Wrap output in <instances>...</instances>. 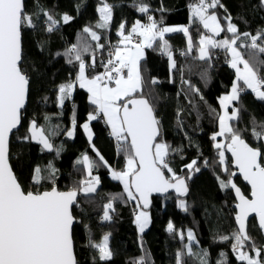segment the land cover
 Masks as SVG:
<instances>
[{"label": "trees", "instance_id": "1", "mask_svg": "<svg viewBox=\"0 0 264 264\" xmlns=\"http://www.w3.org/2000/svg\"><path fill=\"white\" fill-rule=\"evenodd\" d=\"M24 1L20 66L28 76L29 92L10 141V163L25 192L37 194L57 187L80 194L73 207L77 264H138L141 259L145 264H252L237 258L234 245L238 240L257 264H264V236L256 219L249 222L247 235L242 236L237 228L230 183L234 181L246 195L250 189L242 178L232 175L231 157L224 152L231 139L240 136L262 152L264 164V101L238 81L237 88L244 93L235 98L231 130L219 138L224 144L217 143L214 135L222 112L219 98L231 90L237 78L229 65L228 48L210 46L209 57H198L202 35L208 31L198 19L191 20L190 13L194 4H206L202 0ZM220 1L222 5L215 11L223 27L221 35L238 36L241 56L260 78V85L264 79V0ZM105 4L112 8L108 22L100 13ZM64 14L70 17L68 21ZM153 19L163 20L165 30L185 25L192 49L183 30L157 36L160 29L155 30ZM137 20L152 28L157 39L140 60V90L119 102L123 105L136 96L151 103L161 130L157 141L166 146V157L159 164L167 177L186 178L188 183L186 193L153 197L148 208L134 193L124 190L122 174H114L116 164L121 168L129 161L127 157H134L128 138L124 134L126 148L117 160L108 125L91 114L99 106L90 101L88 90L77 84L81 62L86 60L90 75L99 74L106 63L107 38L117 47L119 31L129 33ZM229 22L236 25L235 33L229 31ZM165 48L173 52L171 68ZM215 50L218 58L212 57ZM91 64L96 65L95 70ZM72 84L71 93L63 92ZM88 121L92 140L83 128ZM72 123L76 131L71 138L67 133ZM34 127L47 135L51 149L33 139ZM83 155L100 181L90 194L80 193L89 178L86 165L78 162ZM137 170L136 161L133 171ZM128 197L149 211L150 224L145 231H139ZM189 230L198 242L190 252ZM105 235L110 236L111 257L103 259L96 245Z\"/></svg>", "mask_w": 264, "mask_h": 264}, {"label": "water", "instance_id": "2", "mask_svg": "<svg viewBox=\"0 0 264 264\" xmlns=\"http://www.w3.org/2000/svg\"><path fill=\"white\" fill-rule=\"evenodd\" d=\"M206 11L222 5L220 0H202ZM24 0H0V264H77L73 229V207L80 194L57 187L40 193L25 192L10 163L11 138L27 104L28 76L21 70L22 16ZM264 101V79L254 91ZM124 133L133 148L138 170L131 177V189L145 208L152 198L184 194L186 178L167 177L155 156L160 124L153 106L144 97H131L121 111ZM264 144V135L261 137ZM234 170L249 186L246 195L234 181L236 225L242 236L256 219L264 236V166L262 152L240 136L226 146Z\"/></svg>", "mask_w": 264, "mask_h": 264}, {"label": "rangeland", "instance_id": "3", "mask_svg": "<svg viewBox=\"0 0 264 264\" xmlns=\"http://www.w3.org/2000/svg\"><path fill=\"white\" fill-rule=\"evenodd\" d=\"M100 13L102 15V19L104 20V22L105 21L108 22L110 20L109 15L107 16L105 8L100 7ZM190 15H191V20L198 19L199 21H201V23H203V25L208 31V33H205L202 35L203 37L200 42L201 45H200V49L198 50V57L201 59L209 57L210 56V46H212V43L214 44V40L216 39L219 46H221L222 48L224 47L228 48V52L231 57V61L229 65L230 67L234 69L236 73L237 80L234 83V85L230 88L231 90L227 92V94H224L219 98L220 107H221L222 112H221V116L219 119V122H220L219 128L217 129V132H215L214 136L216 139H218L217 143L224 144V140L219 139V138L224 137L228 133V131L231 130L230 120L236 116V110L234 109L233 105H234V101L238 93V89H237L238 81H242L245 84L246 88H249L251 90L252 89L257 90L259 89L260 78L256 77L252 66H250L248 62L245 61L244 57L241 56L239 46H237L238 36L235 35L232 38L227 37V36H224V38L222 37L221 33H222L223 27L220 23L219 15L217 14L215 10H213L212 12H207L205 5L202 4L201 6H199L198 4H194L193 7L191 8ZM228 24H229L228 25L229 31L231 33H235V31L237 30L236 25L233 24L232 22H229ZM170 27L172 28V31L183 30L186 36L188 37L189 48L192 49L191 38L189 37L187 27L185 25L170 26ZM170 27H168L167 30L170 29ZM148 29L149 28H147L144 21L137 20V22H135L130 27L129 33H126L125 29L120 30L119 31V35H120L119 42L121 46H126V47L131 46L133 48L143 47L144 49L145 47L147 48L150 43V39L148 40L146 37L148 33ZM135 32L136 33L139 32L142 34L143 41H140L138 43H135L134 41L132 43L125 42L127 37L129 35L131 36V34ZM166 51H167V58L169 59V64L171 68L174 66V63H175V60L173 59V52L170 51L169 49H166ZM135 61H138V60H135ZM132 74H133V79L136 82V89H137L136 91H138L140 90V87H141L139 71L132 70ZM98 82L100 84L99 79H98ZM100 88H101V84H100ZM102 89H105V97L104 95H102V92L101 94L99 92L98 95L99 97L101 96L102 105H103V107L102 105H100V108L104 109L108 125L114 128L115 127L113 126V121H114L118 126V129L116 128L118 132L119 133L121 132V134L124 136L125 134L124 126H123L122 115H121L123 105L119 102L120 99H118V94L116 93V90H114L115 89L114 86H109L108 88L104 87ZM90 95L92 97V94ZM103 99H105V101H103ZM83 128L85 129L87 138L92 140L93 131H92V128L90 127L89 121L83 125ZM75 131H76L75 123H72L67 135L72 138L75 135ZM33 139L41 141L43 143V146L47 149H51L53 147L52 142L49 140L46 134L41 133L39 137L34 135ZM165 155H166L165 143L163 141H157L155 144V156L157 157L158 163H162L164 161L166 157ZM127 158L129 160L128 161L129 163L126 167L128 170L127 172L122 173V175L120 176V179L122 180V183H124L126 190H129L130 193L132 194L133 190L131 189V183H132L131 177H132V174L134 173L133 170L136 165V158H134L133 156L127 157ZM78 160H79L78 162L84 163L86 165L87 171L89 174V178L87 179L86 184H84L81 187L80 193L90 194L91 192H94L98 188L100 181L98 177L95 174H93L91 170L92 168L91 161L88 159L86 155L79 156ZM224 162H225V159H224ZM180 206L184 208L183 203H180ZM140 211L141 213L137 217L138 229L139 231H145L146 228H148L150 224V213L149 211H146L143 209H140ZM187 236L190 242L188 245V252H190L194 250V246H197L198 242L196 241L194 231L189 230V233L187 232ZM109 238H110L109 235H105L103 237V240L96 245L100 249L101 256L103 259L111 257ZM234 251L236 253L237 258H239V260L247 261L252 264L258 263V260L256 258H252L249 252L242 250L241 240H238L235 243Z\"/></svg>", "mask_w": 264, "mask_h": 264}, {"label": "crops", "instance_id": "4", "mask_svg": "<svg viewBox=\"0 0 264 264\" xmlns=\"http://www.w3.org/2000/svg\"><path fill=\"white\" fill-rule=\"evenodd\" d=\"M103 8L106 9L107 16L109 15V19L111 20L112 8L108 4H105L103 6ZM63 19H64V21H68L70 19V17L67 14H64ZM147 28H149V27H147ZM171 31H172L171 27H170V29L166 30L167 33L171 32ZM146 37L148 40L150 39L149 46L152 45L157 39L152 28L148 29V33H147ZM125 42H128V43L133 42L130 35L127 37ZM145 49H146V47H145ZM145 49L143 47L133 48L131 46H127V47L121 46L120 42L117 45V47H115L114 51H115L116 59H118L122 64L129 66V69L131 72V76L129 79H118V81H116L114 83H110V85H108V87L114 86V88H115L114 90H116V93L118 94V99L122 100L125 97L130 96L131 94H133V92H135L137 90L136 89V82L133 79L132 70L133 71H136V70L139 71L140 60L142 58H144L146 55ZM135 60H138V61H135ZM78 74L79 75L77 78V84L80 85L81 87L87 89L89 92V95L92 94V97L90 95V101L93 104H95L96 106L102 105L101 96L99 97L98 94H99V92H100V94L102 92V95H104V97H105V89L100 88V84L98 82L99 75L98 74H96L95 76L90 75L88 73L86 67H82ZM139 75H140V71H139ZM108 87H106V88H108ZM74 88H75V85L72 84L69 87L63 89V92L69 91V93H71ZM103 101H105V99H103ZM102 107H103V105H102ZM102 111H103V114L105 116V112H104L103 108H102ZM113 126H115L113 129L118 132V130H117L118 126L114 121H113ZM33 130H34L33 134L36 135L37 137H39L41 135V131L38 130L37 128L34 127ZM128 163L129 162H127V165H128ZM122 184L124 186V190H126L124 183H122ZM126 191L130 192L129 190H126ZM135 222H137V218H136ZM137 225H138V223H137ZM188 233H189V231H188Z\"/></svg>", "mask_w": 264, "mask_h": 264}, {"label": "built area", "instance_id": "5", "mask_svg": "<svg viewBox=\"0 0 264 264\" xmlns=\"http://www.w3.org/2000/svg\"><path fill=\"white\" fill-rule=\"evenodd\" d=\"M199 4H200V2H199ZM152 25L154 26V28H156L155 30L160 29L159 32L157 33V36L163 35V33L166 32L165 27H163V20L158 22L157 19H153ZM131 39H133V41L135 43L143 41V38L140 34H138V35L133 34ZM106 43L108 46L107 57L105 60L106 63L104 65V67L101 69V71L99 72V80H100V84H101L102 88L107 87L112 82L118 81V79H129V77L131 76L129 66L121 65L120 61H118V59H116L115 51H114L115 47L113 46V44L109 38H107ZM214 48L215 49L218 48V46H216L215 40H214ZM183 53L184 52H182V54ZM212 57L218 58V53L216 50L212 53ZM81 63H82V67H87V66L89 67L86 60L82 61ZM90 68L92 70H95L96 65L91 64ZM237 89H238V93H240V94L244 93V90L242 88H237ZM91 114L96 119H102L103 121L106 120L101 108H98L97 110L92 111ZM107 135H108V137H111L113 142H114V148L116 149V159L119 160L120 159L119 156L121 155V153L126 148L125 147V138L122 136L121 133H117L111 127H109V131H108ZM166 162L168 163L169 159H167ZM113 169H115L114 174L116 176H119L120 174H122V172L127 171L125 164L121 168H119L116 164ZM128 201H130V203H131V208H132L133 216L135 219L141 213L140 207L136 203H134L130 197H128ZM231 208H233V207L231 206ZM138 264H145V260L141 259Z\"/></svg>", "mask_w": 264, "mask_h": 264}, {"label": "bare ground", "instance_id": "6", "mask_svg": "<svg viewBox=\"0 0 264 264\" xmlns=\"http://www.w3.org/2000/svg\"><path fill=\"white\" fill-rule=\"evenodd\" d=\"M164 26V25H163Z\"/></svg>", "mask_w": 264, "mask_h": 264}]
</instances>
